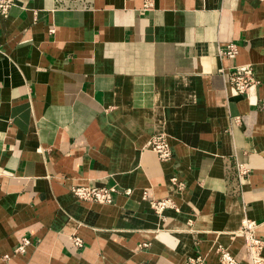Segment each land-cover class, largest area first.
Masks as SVG:
<instances>
[{"label": "crops", "instance_id": "obj_1", "mask_svg": "<svg viewBox=\"0 0 264 264\" xmlns=\"http://www.w3.org/2000/svg\"><path fill=\"white\" fill-rule=\"evenodd\" d=\"M242 65L247 97L228 79ZM161 133L167 162L146 147ZM245 220L264 242V0H17L0 16V264H221L219 248L249 264Z\"/></svg>", "mask_w": 264, "mask_h": 264}, {"label": "built area", "instance_id": "obj_2", "mask_svg": "<svg viewBox=\"0 0 264 264\" xmlns=\"http://www.w3.org/2000/svg\"><path fill=\"white\" fill-rule=\"evenodd\" d=\"M17 0H0V16L8 17L12 7ZM154 6V0H144V10L149 11ZM219 54L222 57L234 59L239 54L238 46L230 43L227 47L220 49ZM231 87L239 96L247 97L251 89L257 84L252 65H242L234 67L228 74ZM146 147L156 153L158 159L162 162L169 161L173 152L168 140V136L164 133L154 135L148 142ZM240 175L243 177L248 171L240 165ZM172 188L176 192L184 189V184L173 177L170 180ZM72 193L80 200L100 204H112L118 191L114 187H93V186H76L73 187ZM130 193V191H127ZM151 208L158 214H162L167 209H175L176 205L171 198L151 201ZM257 225L255 222L245 220L240 233L244 236L247 248L249 264H264V242L256 236ZM73 244L80 248L83 246L82 239L73 235L71 237ZM30 244L29 239H24L19 246L18 251L24 252L25 248ZM221 264H238L235 258L225 249L219 248ZM200 259H191L188 264H201Z\"/></svg>", "mask_w": 264, "mask_h": 264}]
</instances>
